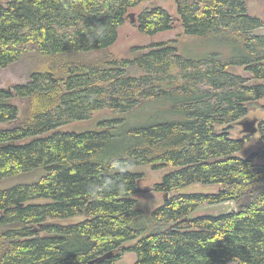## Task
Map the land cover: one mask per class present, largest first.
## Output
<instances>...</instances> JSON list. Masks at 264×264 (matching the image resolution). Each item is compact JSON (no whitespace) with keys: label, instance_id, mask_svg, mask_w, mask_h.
I'll return each instance as SVG.
<instances>
[{"label":"trees","instance_id":"16d2710c","mask_svg":"<svg viewBox=\"0 0 264 264\" xmlns=\"http://www.w3.org/2000/svg\"><path fill=\"white\" fill-rule=\"evenodd\" d=\"M145 1L0 0V67L31 52L49 60L27 82L0 87V182L39 173L0 188V264H88L108 254L95 264H115L126 252L136 253L133 264H264V149L237 155L253 135L230 134L264 97V85L249 82L264 80V34L255 32L264 19L250 0H173L184 34L217 51L190 57L170 39L117 57L110 48ZM133 21L153 36L174 16L153 4ZM156 106L168 114L138 116ZM103 110L116 117L67 127ZM257 132L264 142V120ZM139 165L172 168L154 185L165 200L150 212L137 208ZM197 182L221 188L179 191ZM228 201L237 210L192 215ZM76 215L86 218L60 222Z\"/></svg>","mask_w":264,"mask_h":264},{"label":"rangeland","instance_id":"374dc122","mask_svg":"<svg viewBox=\"0 0 264 264\" xmlns=\"http://www.w3.org/2000/svg\"><path fill=\"white\" fill-rule=\"evenodd\" d=\"M153 4L160 5L167 9L174 16L173 28L166 32H161L156 35H144L138 30L137 25L134 23L133 19L147 6H151ZM250 11L252 13L258 14L264 19V0H250ZM129 16L125 24L119 30V39L114 46L110 48V51L113 52L117 57H132L135 54L133 50L135 47H143L151 44L152 42L157 41H166L170 39H177L179 42V51L185 55L190 57H198L208 53H212L217 51L216 46H211L206 44L205 40L190 37L184 34L182 26L180 24L179 15L177 12V6L173 0H149L141 3L139 6H136L129 11ZM133 18H132V17ZM258 34H264V25L255 31ZM211 44V43H210ZM140 52V51H139ZM95 55V53L90 56ZM68 59V58H66ZM70 60V58H69ZM49 60L47 58L42 57L36 53H27L22 59L18 62H15L7 67H0V87H7L17 83H25L28 81L30 72L32 70L41 69L42 66L48 65ZM234 73L241 74L245 77H250V74L245 70L244 67L234 66L230 68ZM129 72H133V69H129ZM249 82L263 84L264 80H253L251 79ZM19 104V115L20 117L24 116V112L26 110V101L18 99ZM164 104V103H160ZM158 106V105H157ZM151 107L149 113L139 112L138 116L141 118L145 116H149L151 119H154L156 115L160 114H168L164 108L160 107ZM256 107V109H253ZM155 114V115H154ZM116 114L110 110H103L93 115V117L89 120L78 121L75 123H71L67 125L68 128H72L71 130L77 131H85L90 129L98 128V124L102 119L105 118H114ZM257 120V127H259V122L264 120V97L256 101L251 105L248 114L241 118L239 121L232 123L230 126V134L233 138H241L246 133L243 131V126L241 125L242 120ZM228 125L217 126L219 130L226 128ZM253 135L252 140L248 141L243 149L237 153L240 156H247L253 151L264 149V142L261 140V133H251ZM260 163H264V159L259 161ZM132 171L139 172L142 174L143 178L139 180V192L135 195L138 200L137 208H140L144 211H153L159 205L163 203L165 200L164 193L155 191L154 185L158 183L164 174L172 170L171 167H163L159 169H155L151 165H139L131 168ZM39 177L38 172L26 173L14 178H9L0 182V188L11 187L17 183L21 182H33ZM221 188L220 184H204V183H194L183 187L180 189V192L186 193H211L217 192ZM232 210H237V203L235 201H228L219 204H207L203 203L199 206V208L192 213L193 216L201 215V214H220L223 212H230ZM86 216L84 215H76L70 218L61 219L60 222L68 224V223H76L84 220ZM151 230L148 229L149 233ZM136 241H131L127 243L130 245L135 243ZM136 260L135 252H126L115 264H133Z\"/></svg>","mask_w":264,"mask_h":264},{"label":"water","instance_id":"95a60500","mask_svg":"<svg viewBox=\"0 0 264 264\" xmlns=\"http://www.w3.org/2000/svg\"><path fill=\"white\" fill-rule=\"evenodd\" d=\"M253 109H256V107H254ZM256 123H257L256 119L242 120L241 125L243 126V131L249 132V133H256L258 131V127H257ZM108 256H110V254L104 255L102 257H98L96 259H93V260L89 261L88 264H95L98 260L104 259L105 257H108Z\"/></svg>","mask_w":264,"mask_h":264},{"label":"crops","instance_id":"0c3cea01","mask_svg":"<svg viewBox=\"0 0 264 264\" xmlns=\"http://www.w3.org/2000/svg\"><path fill=\"white\" fill-rule=\"evenodd\" d=\"M225 203V202H224Z\"/></svg>","mask_w":264,"mask_h":264}]
</instances>
